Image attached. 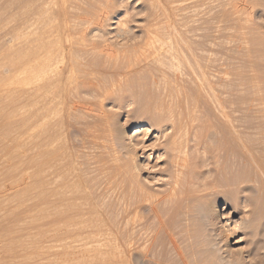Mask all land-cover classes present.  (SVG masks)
I'll use <instances>...</instances> for the list:
<instances>
[{"label": "rangeland", "instance_id": "rangeland-1", "mask_svg": "<svg viewBox=\"0 0 264 264\" xmlns=\"http://www.w3.org/2000/svg\"><path fill=\"white\" fill-rule=\"evenodd\" d=\"M67 1L66 19L58 14L60 0H0V264H260L264 199L258 194L264 179L246 164L243 171L255 175L241 183L244 188L224 185L230 178L225 149L231 146L246 163L244 149L236 141L224 145L204 126L223 125L215 107L222 101L234 115L230 121L254 122L264 133V0ZM63 24L71 27L58 39L110 44L125 57L154 41L165 48L158 55L162 62L141 68L138 76L146 72L145 81L131 75L133 81L122 82L101 104V91L112 84V77L102 74L98 87L71 92L95 110L63 111L59 102L48 104L47 88L19 83L28 68L22 59L56 40L51 29ZM194 42L201 46L196 59L206 71L187 66L197 62ZM85 52L90 55L83 62L101 55ZM174 64L169 70H179L185 92L163 95L173 104L161 109L169 117L160 118L148 99L177 81L169 75L152 86L150 72ZM200 72L211 80L195 110L198 87L192 75ZM236 104L244 108L239 114L232 113ZM210 107L220 113L216 118ZM244 133L247 140L250 134ZM173 144H178L174 151ZM167 153L180 157L177 168ZM174 177L184 188L176 198L169 196Z\"/></svg>", "mask_w": 264, "mask_h": 264}, {"label": "bare ground", "instance_id": "bare-ground-1", "mask_svg": "<svg viewBox=\"0 0 264 264\" xmlns=\"http://www.w3.org/2000/svg\"><path fill=\"white\" fill-rule=\"evenodd\" d=\"M236 1V0H235ZM60 9H59V11H58V14H59V16L60 17H64V18H69V15H68V13H69V11L67 10L68 9V6H67V8H66V5H65V3L66 2H68L67 0H60ZM242 2V1H241ZM69 3V2H68ZM77 3V2H76ZM106 3V2H105ZM234 3V2H233ZM244 3H245V1H244ZM235 4V3H234ZM246 4V3H245ZM68 5V4H67ZM236 5H237V3H236ZM233 7V6H232ZM239 8H241V7H239ZM244 8V7H243ZM243 8H241V9H243ZM249 8V7H248ZM94 9V8H93ZM67 15H68V17H67ZM58 17V16H57ZM89 17V16H88ZM86 19V18H85ZM89 19V18H88ZM67 21V20H66ZM70 21V20H69ZM88 21V20H87ZM93 21V20H92ZM70 23V22H69ZM71 25V24H70ZM59 26V28H57V26L54 28V30L53 29H51V32H50V34H53V35H64V34H66L67 33V29L69 28V27H71V26H69V25H64L63 24V26L62 25H58ZM62 26V27H61ZM69 26V27H68ZM85 31V30H84ZM83 31V32H84ZM157 33V32H156ZM49 34V35H50ZM59 38V36L57 37L56 36V40H48V41H50V42H46V46L43 48V50H39V51H36L35 50V52L33 53H29V55H28V57L27 58H25L24 60L22 59V62H23V65L24 66H28V68L26 69V70H24L23 72H22V74H21V78H20V80H19V83L21 84V85H23V84H27V83H30L31 85H33V89L34 90H36V91H38V90H41L42 88H47V97H48V99H47V102H48V104H52V103H54V102H59V103H61V104H63L64 105V110L63 111H66V112H68L71 108L72 109H77V108H80V109H85V110H88V111H93V110H95L94 109V107H92L93 105H91V104H88L87 102H84L83 100H80V98H79V96H76V95H74V94H72L71 92H73L74 90H76V89H80L81 88V90H89V88L90 87H92V88H96V87H98V86H96L97 85V83H99V82H102L103 81V78H101V75L102 74H107V76L109 77H112V84H111V86L109 87V88H107L106 90H102L101 91V94H100V96H99V98H100V103L102 104V103H104V100L102 99L103 97H105L106 98V96H109V97H111V96H113L114 95V90H117L118 88H120L121 86H123L122 85V82H123V84H124V82H126L127 83V81H129V79L132 77L131 75H135V74H137L136 75V79H135V77L133 78V79H135V80H138V79H142V78H144L145 76H144V74L146 73H143V74H141L140 73V75L138 76V74H139V70L141 69V68H143L144 66H146V65H149V64H161V62H162V60H161V58L159 57L160 56V53H163L164 52V50H163V52H161L162 51V49H165V48H162V47H157L156 46V44H154L153 42H151V41H147V42H145V44H143V45H141V46H139L138 47V49L137 50H135V54H133L132 55V57H129L128 55H126V57H125V55H123L122 56V50H115L110 44H102V43H97V42H93V43H91V44H86L85 43V41L83 40V39H79V40H77V41H72L71 39H64L62 36H61V39H58ZM52 39V38H51ZM54 39V38H53ZM150 39V38H149ZM148 39V40H149ZM152 39V38H151ZM145 41V40H144ZM199 41V40H198ZM194 43H196V42H194ZM193 43V44H194ZM158 45V44H157ZM161 45H163V44H161ZM189 46H191V45H189ZM193 46V45H192ZM198 43H196L195 45H194V52L191 54L192 55V57L193 58H199L200 57V54L198 53V51H197V49H198ZM199 47H201V46H199ZM86 49H88V50H90L91 52L93 51V50H98V52L99 53H101V55L98 57V59H96V58H93V57H90L91 58V62H83L82 61V58H85L86 56H88V55H90V54H86V52H85V50ZM135 49H136V47H135ZM200 49V48H199ZM34 51V50H33ZM166 52H167V50H165ZM121 52V53H120ZM123 52H125L124 50H123ZM88 53V52H87ZM103 53V54H102ZM98 54V53H97ZM121 54V56H119V55ZM159 55V56H158ZM91 56H92V54H91ZM208 58V57H207ZM212 58V57H211ZM95 60H97V61H95ZM193 60V59H192ZM197 60V62L196 61H189V65H187V66H189V68L191 69V68H195L196 69V71L197 70H202V68L206 71V67H204V65L200 62L199 63V59H196ZM199 60V61H198ZM208 63V62H207ZM119 65V64H122V66H120V67H117V66H115V65ZM177 64V63H176ZM179 64V63H178ZM177 64V65H178ZM107 65V66H106ZM108 65H111L112 67L113 66H115L114 68H112V70H110V68H109V70L106 68V67H108ZM223 65H224V63L222 64V66H221V68H223ZM106 66V67H105ZM153 66V65H152ZM155 66V65H154ZM176 65L174 64V66H168V68L167 69H160L159 70V68H158V70H156V72L154 71H152V72H150V74L152 75V81H150V84H154V85H152V86H156L155 84H158V82H162V80L164 79V78H166L165 80H167V77L169 76V75H173L174 77H175V79H176V81H177V83H176V85L175 84H173V85H175V86H172V85H170V86H168V85H166V86H164L163 85V83H162V85H163V89H161V91H159V96H158V94L157 93H155L156 91L154 90L153 92L155 93V94H157L156 95V97H154V96H151V97H154V98H152V99H150L149 98V94H148V102H149V104H155L153 107H155L154 109H155V114H154V116L157 114V115H159L160 116V118L162 117V118H165V117H169V116H165L164 115V113H165V111H164V113L162 112V108L164 109V107H167L166 106V104H169V105H171V104H173V100H171V101H169L168 102V100L166 101V100H164L163 99V95H166V94H168L169 92H171V91H173V90H176V91H181L182 92V94L185 92V90H184V88L182 87V84H181V86H180V72H179V70H178V72L177 71H175V72H170V70H171V68L172 67H175ZM207 66V65H206ZM117 67V68H116ZM157 67V66H156ZM24 69V68H23ZM170 69V70H169ZM174 70V69H173ZM188 70V69H187ZM221 70V69H220ZM143 71V70H142ZM157 71H159V72H157ZM189 71V70H188ZM216 71V70H215ZM141 72V71H140ZM198 72V71H197ZM82 73H83V75H82ZM193 73V72H192ZM20 74V73H19ZM147 74H149V72L147 73ZM198 74V73H197ZM150 75V76H151ZM131 76V77H130ZM193 77H192V79H193V81L195 82V83H197V87H198V89L196 88V95H194V97L196 98L195 100V104L193 105V108H195V110L197 109V108H199V106H200V104H199V99H200V97H201V90H202V88L204 87V85H208V83H209V81L211 80V77L209 76V75H207V73L206 74H202L201 72L197 75V76H195V75H192ZM109 77V79H111ZM130 77V78H129ZM138 78V79H137ZM108 79V78H107ZM185 79V78H184ZM114 80V81H113ZM132 80V79H131ZM130 80V81H131ZM144 81H145V78L143 79ZM142 80V81H143ZM220 80H222V79H220ZM129 81V82H130ZM133 81V80H132ZM140 81V80H139ZM183 81V80H182ZM186 81V80H185ZM148 81H146L145 83H147ZM152 82V83H151ZM144 83V82H143ZM144 83V84H145ZM29 84V85H30ZM134 84V83H133ZM132 84V85H133ZM143 84V85H144ZM147 84H149V83H147ZM161 84V83H160ZM126 86L128 85V84H125ZM142 85V84H141ZM146 85V84H145ZM145 85H144V87H145ZM159 86V85H158ZM32 87V86H31ZM128 87V86H127ZM126 87V88H127ZM161 87V86H160ZM125 87H124V89H126ZM154 88V87H153ZM157 88V87H156ZM219 89V88H218ZM222 89V88H221ZM121 90H123V89H121ZM131 90V89H130ZM129 90V91H130ZM152 90V89H151ZM206 90V89H205ZM223 90H225V89H223ZM133 91V90H132ZM147 91V90H146ZM193 91V90H192ZM207 91V90H206ZM205 91V92H206ZM226 91V90H225ZM131 92V91H130ZM152 91L150 92V93H152V94H154ZM234 92V91H233ZM127 93H129V92H127ZM131 93H133V92H131ZM179 93V92H178ZM200 93V94H199ZM225 92H223L222 93V95L224 94ZM235 93V94H234ZM233 94L235 95V97L234 98H236V96L238 95V93L237 92H234ZM130 94V93H129ZM180 94V93H179ZM226 94V93H225ZM133 94H131V96H132ZM177 95V94H176ZM231 95V94H230ZM181 96H183V95H181ZM41 97V96H40ZM115 97V96H114ZM124 97V96H123ZM166 96H164V98H165ZM219 97V96H218ZM225 97V96H224ZM232 97V96H231ZM42 98V97H41ZM79 98V99H78ZM171 98V97H170ZM208 98V97H207ZM221 98V97H220ZM227 98V97H226ZM115 99V98H114ZM146 99H147V97H146ZM174 99H176L177 101L180 99V97L179 96H175L174 97ZM219 99V98H218ZM222 99V98H221ZM237 99V98H236ZM36 100V99H35ZM39 99H37V101H38ZM112 100H113V98H112ZM181 101V100H180ZM201 101V100H200ZM220 101V100H219ZM225 101V100H224ZM228 101V100H227ZM226 101V102H227ZM177 104H178V102H176ZM147 104V103H146ZM148 104V105H149ZM231 104V103H230ZM176 105V104H175ZM180 105V104H179ZM210 105V104H209ZM232 105V104H231ZM173 106V105H172ZM235 106V105H234ZM215 107H216V110H218V111H220V113L218 112V111H214L213 110V108H211L214 112H218V113H215L214 114V116H213V118L215 117H217V115L218 114H220L219 116H221L222 117V119L219 117V119H218V121H221V120H223V122H221V123H223V125L221 126V125H219V126H221V127H219V126H217L216 125V122L215 123H211V122H209L208 123V121H207V125L206 126H204V124H203V126L204 127H206V130L208 131V132H211L212 133V135H213V137H215L216 138V140L218 139H223V140H225L226 141V143L227 144H224V145H228V144H230V143H232V142H234V141H236V142H239L240 144L238 145V147L240 148V149H244L243 151H244V153H245V160H246V163L245 162H243V161H240L239 159H237V157L235 156L236 154H235V151H233V148L232 149H230V147L228 146V149L226 148L225 150H226V154H225V160H227V163H226V165L228 166V169H229V171H230V174L228 175V176H230V178H229V181H228V179L227 180H225L226 181V183H223L224 185L225 184H229V182H230V184H231V182L232 183H235V184H241L243 181H245V180H250V178H253V175H255V174H251V173H245L244 171H243V167H244V165H246V164H253L254 165V167L256 168V170L257 171H259L260 173H261V175H257L258 177H260L261 178V180L263 181V179H264V133L263 132H261V131H259L257 128H256V126H257V124H256V126L254 125V122H249V124H243L241 121H236V120H232V121H230L231 119H229V111H227V108L229 107V104L227 105L226 103H224V102H220V104L219 105H215ZM214 107V108H215ZM241 106H237V104H236V107H234V108H232V113H238L239 114V112L240 111H242V109H244V108H240ZM247 107H249V106H247ZM251 107H253V106H251ZM250 108V107H249ZM257 108V107H256ZM255 108V110H252V111H255V112H257V109ZM147 109V108H146ZM152 109V108H151ZM229 109V108H228ZM144 110V109H143ZM148 111H149V108L147 109ZM145 111L146 112V115H147V113H149L148 111ZM161 110V111H160ZM164 110H166V109H164ZM168 110V109H167ZM230 110H231V108H230ZM246 110V109H245ZM259 110H260V108H259ZM258 110V111H259ZM78 111V110H77ZM151 111V110H150ZM210 111V110H209ZM247 111H249V109L247 110ZM98 112H100V111H98ZM153 112V111H152ZM151 112V113H152ZM167 112V111H166ZM246 112V111H245ZM244 112V113H245ZM251 112V111H250ZM101 113V112H100ZM163 113V114H162ZM171 113V112H170ZM247 113V112H246ZM251 113H253V112H251ZM145 114V113H144ZM193 114V113H192ZM212 114H213V112H212ZM211 114V115H212ZM217 114V115H216ZM102 115V114H101ZM101 115H99V116H101ZM103 115H104V112H103ZM102 115V116H103ZM167 115V114H166ZM173 115V114H172ZM216 115V116H215ZM233 114H230V117L232 116ZM148 116H150V115H148ZM153 116V117H154ZM171 116V115H170ZM175 116V115H174ZM234 116V115H233ZM238 116V115H237ZM151 117V116H150ZM160 118H158L159 120H160ZM175 118V117H174ZM212 118V117H211ZM226 118V119H225ZM150 119V118H149ZM151 119H152V117H151ZM157 119V118H156ZM171 119V118H170ZM227 119H228V121H227ZM257 119V118H256ZM39 120V119H38ZM162 120V119H161ZM227 122H226V121ZM174 121V120H173ZM216 121H217V119H216ZM251 121V120H250ZM152 122H154V121H152ZM194 122V121H193ZM212 122H213V120H212ZM245 122V121H244ZM262 122V121H261ZM162 123V122H161ZM203 123V122H202ZM257 123V122H256ZM33 124V123H32ZM160 124V123H159ZM175 124V123H174ZM191 124H192V122H191ZM191 124H189L190 126L188 127V129H192V125ZM262 124V123H261ZM173 125V124H172ZM185 125H186V123H185ZM197 125H199V124H197ZM196 125V126H197ZM260 125V124H259ZM258 125V126H259ZM176 126L177 125H174V126H171V127H173V129H174V133H177V130H176ZM200 126V125H199ZM198 126V127H199ZM260 126H264L263 124L262 125H260ZM260 126H259V128H260ZM180 128V127H179ZM194 128H195V125H194ZM197 129V128H196ZM200 129H202V125H201V128ZM264 129V128H263ZM203 130H204V128H203ZM189 131V130H188ZM206 131V132H207ZM245 131H247L249 134H250V137L249 138H247V140H246V138H244V135H243V133L245 132ZM201 132V131H200ZM198 133H199V131H198ZM202 133H204V132H202ZM211 133L210 134H208L209 136L211 135ZM171 134V133H170ZM169 134V135H170ZM186 134V133H185ZM200 134V133H199ZM245 134V133H244ZM178 135H179V133H178ZM181 135V134H180ZM248 136V135H247ZM247 136H245V137H247ZM171 138V137H170ZM169 139V138H168ZM167 139V140H168ZM172 139V138H171ZM181 139V138H180ZM179 141V139H178V136H177V134H174V136H173V139H172V142L174 143V144H176V142H178ZM215 141V140H214ZM224 141V142H225ZM167 142V141H166ZM169 142V141H168ZM171 142V143H172ZM170 143V142H169ZM216 143V142H215ZM42 144V143H41ZM173 144V145H174ZM234 144V143H233ZM38 145H39V143H38ZM178 145V144H177ZM176 145V147H175V145L173 146V151H174V149H176L178 146ZM212 146V145H211ZM223 146V145H222ZM235 146V145H234ZM236 146H237V144H236ZM236 146H235V148H236ZM214 147H215V145H214ZM220 147V146H219ZM222 148V147H221ZM221 148H219V149H221ZM225 148V147H224ZM238 148V149H239ZM166 149H167V147H166ZM216 149V148H215ZM217 149H218V147H217ZM237 149V148H236ZM168 150V149H167ZM171 150H172V148H171ZM213 150V149H212ZM211 150V151H212ZM230 150H232L233 151V153L232 152H229ZM235 150V149H234ZM58 151V150H57ZM242 151V150H241ZM165 152H167V151H165ZM214 152H216V151H214ZM170 153V152H169ZM169 153H167L168 155V157L171 155V154H169ZM174 153V152H173ZM236 153H238V152H236ZM174 154H176V153H174ZM241 154L243 155V153L241 152ZM62 155V154H61ZM223 155V154H222ZM174 157V155H171L170 157ZM237 156H239V155H237ZM241 156V155H240ZM178 155H177V158H176V156L174 157V158H176V161L175 162H173L172 164L174 165V167H176V166H178L179 165V161H178ZM222 157V156H221ZM223 157V158H224ZM180 158V157H179ZM222 158V159H223ZM240 158V157H239ZM242 158V157H241ZM173 159V158H172ZM244 159V158H243ZM168 160V159H167ZM181 160V159H180ZM244 160V161H245ZM170 161V160H169ZM172 161V160H171ZM223 161V160H222ZM220 162V161H219ZM226 161H224V163H225ZM224 163H221V164H223L224 165ZM170 165H171V163H170ZM247 166H249V165H247ZM168 167V166H167ZM171 167V166H170ZM52 168V167H51ZM177 168V167H176ZM182 168V167H181ZM253 168V167H252ZM64 169V168H63ZM254 169V168H253ZM169 170V169H168ZM178 170V169H177ZM255 171V170H254ZM185 172V171H184ZM49 173V172H48ZM53 174V173H52ZM179 174V173H178ZM171 175V174H170ZM257 177V178H258ZM262 177H263V179H262ZM175 178V180H174V182H173V185H172V187L170 186V188H172V189H170V195L169 196H174V195H176L175 197H173V198H176V197H178V193H184V191H183V187H182V183H183V181H181V179H179V178H176V177H174ZM225 178V177H224ZM223 178V179H224ZM173 179V178H172ZM171 179V180H172ZM255 179V178H254ZM52 180V179H51ZM68 180V179H67ZM57 181V180H56ZM187 181V180H186ZM223 181V180H222ZM170 182V181H169ZM172 182V181H171ZM185 183V182H184ZM205 183H207V182H205ZM204 183V184H205ZM245 183V182H244ZM64 184V183H63ZM172 184V183H171ZM204 184H202V185H204ZM243 184V183H242ZM240 185V186H243V185ZM186 185V184H185ZM202 185H201V187H202ZM206 185V184H205ZM204 185V187H206ZM208 185V187H210V184H207ZM214 185V184H213ZM218 185V184H217ZM220 185H221V183H220ZM187 186V185H186ZM222 186V185H221ZM257 187V186H256ZM183 188V189H182ZM203 188V187H202ZM243 188H244V186H243ZM242 188V189H243ZM248 188V187H247ZM250 188V187H249ZM253 188V187H252ZM258 188V187H257ZM49 189V188H48ZM187 189H189V188H187ZM208 189V188H207ZM190 190H193V189H190ZM200 190H203V189H200ZM205 190V189H204ZM254 191H256L255 189H253ZM185 191H186V188H185ZM195 191V190H194ZM257 192V191H256ZM188 193H189V190H188ZM193 193V192H192ZM259 193L260 194H258V195H260V197L261 198H263L264 199V184L261 182V186L259 187ZM71 194V193H70ZM169 194V193H168ZM185 194H187V192L185 193ZM190 194V193H189ZM181 195V194H180ZM184 195V194H183ZM182 195V196H183ZM188 195V194H187ZM139 196V195H138ZM186 196V195H185ZM185 196H183V197H185ZM255 196H256V194H255ZM145 197V196H144ZM146 197H147V195H146ZM70 198V197H69ZM180 198V197H179ZM179 198H177L178 200H179ZM259 198V197H258ZM37 200V199H36ZM133 201V200H132ZM148 201V200H147ZM182 201V200H181ZM146 202V201H145ZM134 203V202H133ZM139 203V202H138ZM262 203H264V201H262ZM133 205V204H132ZM140 205V204H139ZM139 205H137V202L136 203H134V205L133 206H135V207H137V206H139ZM260 205H262L261 203H260ZM182 206V205H181ZM261 207H263V206H261ZM177 208H179V207H177ZM177 208H175V209H177ZM155 209H157V208H155ZM154 209V210H155ZM157 211V210H156ZM160 211V210H159ZM158 211V212H159ZM156 213V212H155ZM157 214V213H156ZM55 215V214H54ZM159 216H160V214H158ZM52 216H53V214H52ZM54 217V216H53ZM221 218L223 219V218H225L224 217V214H221ZM163 219V218H162ZM161 221V220H160ZM164 223V222H163ZM165 224V223H164ZM169 224V223H168ZM168 224L165 226V227H167L168 226ZM170 226V225H169ZM168 229V228H167ZM166 229V230H167ZM66 230V229H65ZM169 230H171V228H169ZM169 230H168V233H169ZM56 231V230H55ZM172 231V230H171ZM54 233V232H53ZM56 233V232H55ZM172 233V232H171ZM58 234V233H57ZM170 234V233H169ZM157 235V234H156ZM172 235H174V234H172ZM168 236V235H167ZM65 237V236H64ZM169 237H170V235H169ZM175 238V237H174ZM171 239V238H170ZM158 240V239H157ZM175 240V239H174ZM173 240V238H172V241H174ZM159 243H160V240H159ZM145 244H143V247H145L144 246ZM174 245H176L175 243H174ZM151 246V245H150ZM158 246V245H157ZM178 247V246H177ZM130 248H134V246H133V244H131L130 245ZM175 248V247H174ZM180 248V247H179ZM223 259V258H222ZM226 260V259H225ZM164 262V261H163ZM187 263V262H186ZM260 264H264V261L262 260L261 261V263Z\"/></svg>", "mask_w": 264, "mask_h": 264}]
</instances>
